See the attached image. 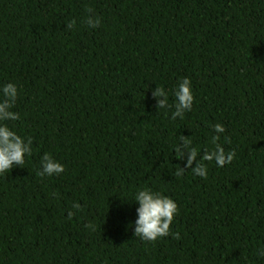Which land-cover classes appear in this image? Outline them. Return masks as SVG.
Instances as JSON below:
<instances>
[{"label": "trees", "instance_id": "trees-1", "mask_svg": "<svg viewBox=\"0 0 264 264\" xmlns=\"http://www.w3.org/2000/svg\"><path fill=\"white\" fill-rule=\"evenodd\" d=\"M182 77L194 103L172 120L152 91L171 104ZM7 82L20 114L7 123L32 151L0 176V264H264V0H0ZM216 123L232 162L176 176L178 138L202 152ZM44 153L60 175L36 174ZM144 187L178 206L154 242L130 226Z\"/></svg>", "mask_w": 264, "mask_h": 264}, {"label": "clouds", "instance_id": "clouds-1", "mask_svg": "<svg viewBox=\"0 0 264 264\" xmlns=\"http://www.w3.org/2000/svg\"><path fill=\"white\" fill-rule=\"evenodd\" d=\"M87 14L82 18L81 23L90 29L97 28L101 19L91 8L86 9ZM76 27V21L70 20L65 24L66 30ZM19 89L15 83L7 82L0 84V176L10 172L15 166L23 167L25 157L31 154L32 140L30 137L19 135L7 122L17 121L20 114L14 111ZM152 96L156 100L157 111L171 109L170 119H183L186 112L192 110L194 96L192 92L191 80L188 77L180 78L171 90V104H169V93L157 85L152 91ZM213 135L210 139L211 147L199 150L193 146V141L189 136L181 135L173 147L175 157L183 162V167L176 169L175 175L181 176L185 169H191L192 173L201 178L207 176V165L204 162H215L217 167H224L232 162L234 150L225 151L218 143L220 134L225 132V127L221 123L211 126ZM227 140V138H225ZM64 171V165L56 160L49 153H44L40 158L39 168L36 174L40 177H52L60 175ZM56 196V193H52ZM132 201L138 205L135 208L136 218L130 222L134 237L141 241L154 242L159 238L170 234V225L174 215L178 212L176 202L169 196L153 191L151 188H140L132 195ZM81 205L78 202L71 204V210L67 212L69 219L75 211H79ZM85 227L95 231L96 225L89 223ZM178 237L177 233H172ZM257 258H264V244L258 245L254 252Z\"/></svg>", "mask_w": 264, "mask_h": 264}]
</instances>
